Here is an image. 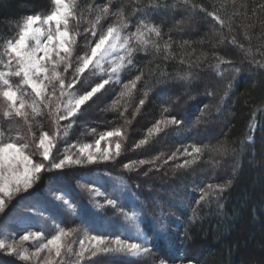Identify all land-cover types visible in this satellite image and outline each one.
I'll list each match as a JSON object with an SVG mask.
<instances>
[{
  "label": "trees",
  "instance_id": "1",
  "mask_svg": "<svg viewBox=\"0 0 264 264\" xmlns=\"http://www.w3.org/2000/svg\"><path fill=\"white\" fill-rule=\"evenodd\" d=\"M104 6L109 14L101 20L98 35L123 16L129 25L126 33L135 32L143 21L159 27L161 36H148L147 50L135 53L134 64L122 72L120 83L107 85L106 91L82 106L75 119L60 121L62 129L70 126L56 140L53 156L58 161L65 149L74 155L83 144H95L101 134L117 128L125 135L109 143L115 146L119 139L122 153L112 161L42 172L28 193L7 199L0 213V239L27 229H43L46 237L55 235L51 218L33 216L28 209L36 200L59 205L53 194L63 191L77 212L85 214L81 217L61 209L55 215V223L72 231L66 241L70 245L98 234L86 233L89 223L102 224V217L119 219L122 211L136 212L150 237L160 225L167 223L170 228L168 237H159L140 257L103 256L95 264H158L161 258L195 264H264V0H75L70 31L78 34L77 54L85 50V37L93 39L85 30L92 28ZM54 7V0H0V70L8 62L5 44L17 37L23 19L44 17ZM201 8L225 23L219 24ZM71 75L70 69L67 76ZM136 76L141 79L132 95L120 97L124 84ZM82 79L77 91L90 90L105 78L89 71ZM10 83L28 103L33 101L34 94L22 77L12 76ZM5 110L0 98L4 139L19 137L20 143L29 144V153L36 152L42 131L55 134L54 117L47 107L36 115L28 109L27 123L4 117ZM171 116L182 125H170L146 145L134 146L158 120ZM193 146L202 149L199 160L181 167L185 159L193 158L184 149L191 152ZM173 153L176 156L169 160ZM32 158L42 159L38 153ZM140 160L148 163L137 164L133 170L123 167ZM209 185L225 186L224 191L200 201L202 190L211 191ZM92 187L100 195L94 197ZM104 193L118 198V206H107ZM73 248L65 252L67 264H76ZM0 264L37 261L24 262L0 249Z\"/></svg>",
  "mask_w": 264,
  "mask_h": 264
},
{
  "label": "snow or ice",
  "instance_id": "2",
  "mask_svg": "<svg viewBox=\"0 0 264 264\" xmlns=\"http://www.w3.org/2000/svg\"><path fill=\"white\" fill-rule=\"evenodd\" d=\"M185 3L188 0H184ZM54 10L50 14L41 18L40 15H28L23 19L19 27L18 35L15 39H9L4 47V53L8 57L4 69L0 70V98L6 104V110L3 116L7 118H22L27 123L28 109L33 115L38 114L42 107H47L49 113L54 117L55 134L49 135V132L42 131L38 137V143L35 145L36 152L29 153L28 143H20L19 137H8L4 139V133L0 131V213L6 208L5 198L11 200L14 196L22 193H28L34 184L40 179L41 173L49 169L62 170L67 166L97 164L105 161H112L119 157L123 150V145L119 139H116L114 151L109 147L101 150L102 141H110L112 138H120L125 134L120 128L107 131L100 135L95 141V148L92 145L83 144L78 148V155L68 154L65 149L63 158L58 161L53 156V149L56 147V140L59 139L61 132L67 134L66 125L61 128L60 121H70L75 119L81 112L82 106L93 100L97 94L106 91V86L113 83H120L118 78L120 74L129 66L134 64L133 56L137 51H146L150 44L148 36L155 34L161 36V30L156 26H148L141 21L135 32L126 33L128 22L123 16L119 17L116 24L109 25L105 32H99L97 28L104 16L109 14V8L104 6L100 14L97 15L95 23L90 32L92 40L85 37V50L82 55L77 54L79 51L77 44V35L70 31V20L75 16V0H54ZM195 8L196 6L193 5ZM201 11L213 17L219 24L223 25L224 20L213 12H207L201 8ZM55 24L54 28H43L42 25ZM98 35V39H96ZM170 45L166 42L164 47ZM105 63L110 67L107 69L108 79H102L100 83L91 86L90 90L77 91V88L84 83L82 76L89 71L105 72ZM14 68V70H13ZM71 69L72 75L69 78L67 73ZM237 71H239L237 69ZM189 74H185L184 79ZM22 77L24 84L31 88L34 94L33 101L28 103L22 94L18 95V89H14L10 83V77ZM117 77V79H113ZM141 76H136L130 84H124L120 97L131 96L133 89L136 88V81ZM147 95V93H145ZM119 101L113 103L116 107ZM145 103L144 99L139 101L140 105ZM164 111H168L165 109ZM123 115V113H121ZM182 121L175 116L158 120L152 128L148 129V136L141 139L134 146L140 148L149 142L154 134H159L170 125H182ZM29 130L31 126L29 125ZM94 131V130H93ZM33 140L37 138L32 133ZM251 140V137H249ZM202 149L193 146L191 152L184 149L191 160L185 159L181 167H189L197 160ZM223 151V148L220 149ZM42 158L40 161H34L33 155L37 154ZM176 156L173 153L168 159L171 160ZM158 159V158H156ZM154 162V161H153ZM148 163L140 160L131 161L123 165L126 170H133L134 167ZM211 191L202 190L200 201H205L210 195L216 196L224 191L225 186L209 185ZM94 197L100 195L94 187L89 188ZM104 200L107 206H118V198H109L108 193H104ZM53 201L60 202L56 205L52 202L36 200L28 211L33 216H39L44 219H52L53 227L56 229L55 235H52L46 242L39 243L34 252H29L24 247V242H40L44 239V230L32 231L26 230L19 237V240L8 242L6 239H0V249L7 250L9 254L17 256L21 261H37L39 264L41 254L43 264H67L65 252H72L71 245L68 244L67 238L72 235L71 230H66L60 224L55 223V215L61 209L73 212L76 215L84 217L83 211L77 212V206L67 194L60 191L53 194ZM96 207H101L96 204ZM121 214L127 224L132 226V232L121 234H107L102 224L89 223L88 231L98 234L88 236V243L81 239L79 251L74 253L76 264H95V260L103 256L127 255L140 257L150 251V241L143 231L139 228V217L136 212L129 213L122 211ZM28 228V225H25ZM123 236V238H122ZM158 264H170L169 260L161 258Z\"/></svg>",
  "mask_w": 264,
  "mask_h": 264
},
{
  "label": "rangeland",
  "instance_id": "3",
  "mask_svg": "<svg viewBox=\"0 0 264 264\" xmlns=\"http://www.w3.org/2000/svg\"><path fill=\"white\" fill-rule=\"evenodd\" d=\"M41 18H43V17H41ZM42 27L43 28H54L55 24L52 23L51 25H42ZM4 64H7V62H5ZM109 67H110V65L105 63V72L100 73L97 70L96 74L98 75V78L104 77L105 79H108L107 69ZM2 70H6V69H4V67H3ZM121 74L118 77L119 79L121 78ZM113 79H117V77H114ZM89 145H92L93 149L95 148V144H89ZM109 145H111V148L114 151L115 146L110 144L109 141L101 142L100 148H101V150H103L105 147H109ZM76 155H78V150L73 155V157L75 158ZM7 199L8 198H5V203H6ZM27 218H29V217H27ZM102 218H100V219L103 220L102 221V225L106 229V233L107 234H112L114 236L115 234H121V233H124V232H132L133 231L132 226L126 223V221L124 219V216L120 217L119 219H117L118 218L117 216H114V217L110 216V217H106L104 219H102ZM96 224H101V223H96ZM139 228L143 231V233L147 236L148 240L150 241V245H148V244L145 245V247H150V250L156 244V242L159 239V237H162V238L168 237L169 236V230H170L168 224L165 223L163 225H160L158 227V230L155 231L154 235L150 237V235L143 229V227L140 224H139ZM27 230H29V229H27ZM30 230L35 231L33 229H30ZM18 234L19 235H13L10 238H6V240L8 242H11L14 239L15 240H19V237L24 234V231H23V233H18ZM50 238H51V236L50 237L44 236V239L42 241H40V242H36V241L24 242V247H26L30 253L34 252L36 250V247L38 246L39 243L46 242V240L50 239ZM122 238H123V236H122ZM85 241H87V243H88V240H85ZM79 242H78V245L76 243H74V245L71 244L72 248L74 246L73 249H74L75 252L79 251V246H80ZM44 255H46V253H42L41 254V260H42V257ZM169 262H170V264H195V263H192V262H183V261H176V260L169 261Z\"/></svg>",
  "mask_w": 264,
  "mask_h": 264
}]
</instances>
